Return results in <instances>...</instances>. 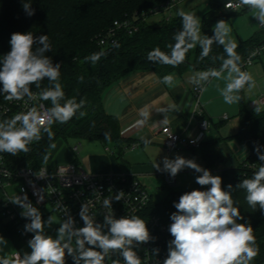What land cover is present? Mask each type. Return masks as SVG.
<instances>
[{"label":"clouds","instance_id":"clouds-1","mask_svg":"<svg viewBox=\"0 0 264 264\" xmlns=\"http://www.w3.org/2000/svg\"><path fill=\"white\" fill-rule=\"evenodd\" d=\"M241 6L254 10L253 17L264 28V0H238L235 5L225 4L226 8L233 10ZM22 7L28 16L35 14L30 3H23ZM177 15L181 18L182 27L173 37L175 43L167 45L170 52L166 53L156 47L148 52L147 60L176 67L185 61L187 53L197 45L201 49V60L209 57L214 43L221 45L225 55L212 57L213 62L221 61L220 67L196 71L189 82L202 88L212 79H223L225 86L219 91L224 102L229 105L239 102L240 91L246 85L254 87V80L251 74L241 70V57L236 52L238 45L231 38L228 23L221 19L213 26L211 36L201 35L200 17L183 10H179ZM9 43L10 51L0 57V95L9 101L27 97L28 100L51 102L50 108L40 110L32 107L0 121V153L16 156L20 152L27 153L30 144L42 139V133H46L48 139L52 140L55 134L51 127L54 123L65 124L77 113L80 117L86 113L81 111L85 105L83 99L79 102L75 98L65 99L60 83L61 64H54L52 58L46 55L52 51L47 35L34 36L31 32H17L11 35ZM102 55L103 52L93 53L86 59L95 65ZM45 79L49 86L34 93L32 85L41 89ZM80 80L83 81V77ZM173 81V75L169 74L161 82L171 86ZM172 109L175 106L164 111ZM163 123H168L167 115ZM255 151L258 159L264 161V153L259 146ZM162 163V168L159 163H155L154 168L167 172L173 178L185 168L193 169L202 173L196 177L197 184L210 185L206 191L186 192L178 202H174L176 211L170 216L172 222L168 228L173 239L168 243V255L163 264H251L259 249L251 224L240 222L244 221V217L240 209L234 206L232 185L229 184L228 190H225L220 176L212 175L193 159L177 155L174 159L165 157ZM237 188L246 191V201L251 208L255 209L258 205L264 212V164H260L251 178L242 179ZM123 196L124 192L120 191L114 199L120 201ZM11 202L20 206L21 216L30 221L25 225V232L33 234L28 241L31 251L25 252L22 257L17 253L15 259L7 255L0 256V264H66V255L72 256L75 264H81V261L83 264H104L105 257L113 251L120 253L123 264H141L133 248L153 239L147 223L140 217L117 218L109 211L101 225L89 216L87 205H82L80 211L83 227L74 229L73 221L68 219L60 224L57 235L53 237L46 235L44 229L46 223L50 225L56 222L55 217L50 216L44 221L38 208L28 201L26 195L17 196ZM111 204L112 198L104 199L103 206L106 209L110 210ZM104 226L107 232L103 231ZM6 245L7 241L0 235V252ZM154 251L156 254L159 252L158 249ZM113 264H119V261Z\"/></svg>","mask_w":264,"mask_h":264},{"label":"trees","instance_id":"trees-1","mask_svg":"<svg viewBox=\"0 0 264 264\" xmlns=\"http://www.w3.org/2000/svg\"><path fill=\"white\" fill-rule=\"evenodd\" d=\"M163 1L165 0H0V57L10 51L9 41L13 33L31 32L34 36L47 35L52 51L46 55L52 58L54 64H61L60 83L65 92V99L85 101L81 109L86 113L85 116L80 117L77 113L65 124L54 123L51 127L55 134L53 139L49 140L47 134L42 133V139L30 144L27 153L20 152L13 157L16 163L35 169L40 168L46 163L45 157L52 145L60 138L87 139L98 141L105 146L115 144L121 147L123 140L118 121L106 113L103 97L110 87L129 73L153 70L163 78L171 73L183 75L189 71L220 67L221 61L213 62L212 57L225 53L223 47L216 43L212 45L209 57L201 60V49L197 45L187 53L185 61L176 67L147 60L148 52L156 47L166 53L170 52L167 45L175 43L173 37L182 27L178 15L169 21L160 22L159 25L141 22L139 30L132 35L120 31L119 43L114 47L103 48L97 44V36L107 32L116 21H124L137 15L140 22L143 20L142 14H148ZM226 1L228 0H207L210 9L201 20L202 35L211 36L213 23L229 16L222 14V6ZM23 3H30L35 9V14L28 16L22 7ZM262 32L238 45L236 52L241 57L240 65L254 49L264 46ZM100 52L104 55L95 65L86 59L91 54ZM80 77H83V81ZM48 86L49 82L45 79L41 83V89L32 85V91L39 93ZM240 97L239 129L234 138L247 146L250 154L237 167L222 171L220 177L222 188L228 190L227 186L232 185L234 206L240 209L244 217V221L240 222L250 223L253 227L259 252L251 264H264V212L258 205L255 209L251 208L246 201V191L237 188L242 179L251 178L260 164H264V161L258 159L255 151L259 146L260 151L264 153V109L249 110L244 104L242 94ZM3 101L6 99L4 95H0V102ZM43 102L47 108L51 107L50 101ZM217 143V140H211L202 144L199 149L209 169L219 166L224 159L216 148ZM254 164L257 165L256 169L251 167ZM208 188L210 185H207ZM192 190L206 191L203 187ZM192 190L172 192L163 201H152L149 206L151 215L158 216L168 230L172 222L170 216L176 211L174 202H178L181 195ZM6 226L12 233L16 230L11 223H7ZM172 239L170 232L167 231V247ZM65 260L66 264H75L72 256L66 255Z\"/></svg>","mask_w":264,"mask_h":264},{"label":"built area","instance_id":"built-area-1","mask_svg":"<svg viewBox=\"0 0 264 264\" xmlns=\"http://www.w3.org/2000/svg\"><path fill=\"white\" fill-rule=\"evenodd\" d=\"M187 1L189 0H165L152 8L148 14H142L143 20L140 22L137 15L131 19L116 21L107 32L97 36L96 42L103 48L114 47L119 43L120 31L132 35L139 30L141 22L152 17L159 18L160 22L169 21L177 15ZM228 3L235 5L238 0L226 1L222 6V14L241 13L250 10L247 6H241L236 10L226 8L225 4ZM260 29L264 31V28L260 27ZM263 51L264 46L254 49L240 65L241 70L248 73V68L254 65V61L261 56ZM207 84L202 88L194 87L197 103L192 116V123L200 132L207 131L211 124L199 102V96ZM262 106H264V97L256 101L252 107L253 110H260L259 108ZM32 107H37L40 110L47 108L42 100H28L27 97L23 100L0 102V121L10 119L15 114L26 112ZM223 119L228 120V117L224 116ZM161 133L169 152L180 147L201 148L202 144L189 133L182 136V134L173 132L168 126L163 127ZM137 147V144L131 146L132 149ZM75 150L78 152V147H75ZM13 157L8 153H0V217L7 223L13 224L18 233L26 240L33 235L25 232V225L30 221L21 216L22 208L11 202L13 198L24 195L38 209H45L47 205H50L62 223L71 219L74 229L84 226L80 217L82 205H87L89 216L94 222L101 225H103L105 214L109 211L117 218L138 216L147 223L153 239L148 243L134 247L133 251L140 258L141 264H163L168 255V230L158 216L151 215L149 206L153 199L139 177L130 173L93 175L87 172L83 166L74 163L60 165L53 169L45 163L40 168L35 169L21 166L16 163ZM251 167L256 169L257 165L254 164ZM157 175L163 177L169 187L177 185L176 176L173 178L167 172L162 171H158ZM120 191L124 192L123 199L116 201L114 197ZM106 198H112L110 210L103 206V201ZM103 231L107 232L106 226L103 227ZM156 249L159 250L158 254L154 251ZM16 255L17 253H15L14 258ZM114 261L123 264V258L118 251L110 252L105 257L104 264H113Z\"/></svg>","mask_w":264,"mask_h":264},{"label":"crops","instance_id":"crops-1","mask_svg":"<svg viewBox=\"0 0 264 264\" xmlns=\"http://www.w3.org/2000/svg\"><path fill=\"white\" fill-rule=\"evenodd\" d=\"M190 1L186 2L184 9L187 8ZM194 72L196 71H189L183 75L171 73L174 81L169 86L162 83V78L153 70L137 71L127 74L118 83L110 87L103 97L104 109L108 115L117 119L123 143L121 147H117L115 144L106 146L102 144L113 149L116 155L92 154L89 157L91 170L89 173L93 175L130 173L142 181V179L150 176H157L158 171L154 168L155 163H159L162 168V161L165 157L174 159L179 155L186 159H193L202 168L209 170L212 175L221 176L225 169L237 167L242 163L240 162L242 160L244 162L250 153L247 146L246 151H243L240 143L234 138L239 126L234 125V123L229 125L230 117L228 114L219 116L220 113H226L228 109L236 111L235 115L238 116L240 108L238 105L240 102L236 103V107H230L224 102L219 91L225 86L223 79L210 80L199 96L200 107L211 123L209 129L200 132L192 123L197 96L194 93L195 85L191 84L189 79ZM255 102L250 103L253 106ZM170 106H175V109L164 111L170 109ZM166 115L168 117L167 124L163 123ZM224 116H227L228 120H224ZM139 121H143V123H139ZM165 126L170 127L175 133L182 134V136L189 133L201 144L217 140L216 148L224 159L219 166L209 169L197 148L180 147L169 152L161 133ZM229 126L231 127V134H228ZM133 144H137L138 147L132 149ZM129 150L130 152L127 153ZM70 159L67 158L66 160ZM119 160L124 163V168L120 170L115 167V163L120 162ZM227 163H231V167L224 166ZM86 171L88 172V170ZM201 174L193 169L185 168L176 175L177 183L178 176L196 178ZM6 224L7 222L0 217V235L7 241V245L3 247L0 256L7 255L9 258L15 259V253L20 254L21 239H26L17 230H13V233L10 232ZM20 256L23 255L20 254Z\"/></svg>","mask_w":264,"mask_h":264},{"label":"rangeland","instance_id":"rangeland-1","mask_svg":"<svg viewBox=\"0 0 264 264\" xmlns=\"http://www.w3.org/2000/svg\"><path fill=\"white\" fill-rule=\"evenodd\" d=\"M209 5H207V0H191L188 3L187 8L184 9V6L181 10L185 12L195 13L198 17L203 19L204 15L209 11ZM254 16V10L250 9L241 13H232L225 18H221L225 20L231 28V38L239 45L241 42L248 41L252 39L256 34L262 32L258 25V21ZM219 19V20H221ZM217 20V21H219ZM214 22L213 26L217 23ZM147 22L151 25H159V18H149ZM264 34V32H262ZM202 35V33H201ZM264 36V35H263ZM248 73L251 74L254 80V87L249 88L247 85L244 89H242L239 95L242 94L244 104L248 109L253 110V107L250 102L258 101L262 97H264V51L261 56L254 61V65L248 68ZM213 80V79H212ZM240 102V100H239ZM240 105V103H238ZM237 106L236 103L229 105ZM260 109H264V106L260 107ZM236 111L233 109H228L226 113H220V117L224 114H228L230 117L229 125L234 123V125L239 126V119ZM229 126V133L231 134V127ZM228 128V126H227ZM236 132V131H235ZM54 147L51 148L49 154L47 155L46 164L50 166L52 169L57 168L60 165L74 163L80 166L85 167L86 170H90L89 157L92 154H105L107 156H114V150L109 147L103 146L101 143L95 142L93 140L87 139H77V138H60L54 143ZM75 147H78V152L75 150ZM241 149L246 151V146L240 144ZM127 152V151H126ZM130 150L127 152L129 153ZM67 158H71L73 160H66ZM116 162V168L123 169V161ZM240 162H243L240 161ZM231 163H227V168L231 167ZM142 183L146 186L148 192L152 196L154 202H160L167 199L172 192L183 191V190H192L203 187L205 190L206 186H201L196 183V178H188L183 176H178V183L174 187H169L166 185L164 178L161 176H150L149 178L142 179ZM42 215V219L47 221L50 216L55 217V221L48 225L45 224V234L51 235L55 237L57 235V230L60 227L62 221L60 220L57 213H55L50 205H47L45 209H38ZM32 238L29 237L28 240L21 239V247L19 248V252L23 255L25 252H30L31 249L28 246V241ZM74 246V240H73Z\"/></svg>","mask_w":264,"mask_h":264}]
</instances>
